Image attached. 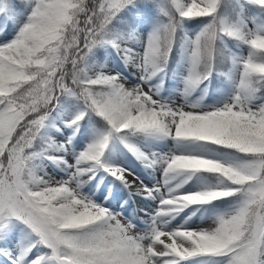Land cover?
Returning a JSON list of instances; mask_svg holds the SVG:
<instances>
[{"label": "snow or ice", "instance_id": "1", "mask_svg": "<svg viewBox=\"0 0 264 264\" xmlns=\"http://www.w3.org/2000/svg\"><path fill=\"white\" fill-rule=\"evenodd\" d=\"M131 0H30L31 12L10 42L0 44V221L17 217L51 249L57 264H179L201 255H228V264H260L264 244V103L252 104L254 79L264 82V34L245 32L213 20L195 37L191 52L189 87L206 74L198 66L212 57L219 32L243 40L252 51L242 61L239 91L231 102L211 110L161 103L142 84L126 88L118 74L81 76L80 65L96 45L104 42L106 25ZM264 6V0H255ZM219 0H171L168 22L152 33L143 55L145 71L155 58L167 55L179 17L214 16ZM23 7L16 0H0V14L15 18ZM163 50V51H162ZM148 79V75L141 77ZM96 88L103 89L95 91ZM81 96L110 125V130L155 133L176 140L222 146L245 158L225 161L202 154L168 153L162 163L168 174L209 172L221 177L215 187L176 193L169 189L155 218L168 216L191 204L239 194L241 200L215 226L167 231L154 218L149 237L134 233V225L79 192L77 167L68 181L49 183L32 176L25 149L43 125L45 109L61 93ZM83 113L76 117L81 119ZM73 120L71 123H75ZM111 131L80 153V162H98ZM138 156L143 152L132 148ZM113 173L128 183L126 169ZM225 181L227 184H225ZM162 185L156 186V190ZM181 185H176V188ZM146 195L151 189L141 188ZM32 264H39V258Z\"/></svg>", "mask_w": 264, "mask_h": 264}, {"label": "rangeland", "instance_id": "2", "mask_svg": "<svg viewBox=\"0 0 264 264\" xmlns=\"http://www.w3.org/2000/svg\"><path fill=\"white\" fill-rule=\"evenodd\" d=\"M16 2L21 3L23 7L17 10L18 15L15 18L0 14V44L15 38L31 12L30 0ZM188 2L189 0H181L184 4ZM228 3L224 16L219 20H223L228 26L240 27L245 32L264 34V6L256 4L255 0H228ZM127 4L131 5L128 8L135 14L142 13L143 20L134 28L131 36L124 37L123 33H119L112 38L115 41L112 46L106 42L101 43L104 52L102 62L97 63L93 60L97 51V47H93L80 65L82 78H95L98 74H118L120 82L126 88L142 84L151 90L154 98L169 106L186 105L211 110L231 102L239 91L242 61L252 51L247 43L225 32L219 33L220 39L232 51L230 66L225 72L227 79L221 88L216 93L208 94L206 79L198 86L189 87L187 77L192 69L191 52L195 37L210 22L218 20V17L214 15L183 18L175 13L179 20L178 25L183 29V35L178 54L173 60V71L167 77L161 62L157 60L158 57L155 58V65L149 66V72H146L143 55L150 35L168 22L169 17L165 13L170 8L175 11L171 6V0H131ZM107 28L108 24L106 30ZM144 75H148V79L142 80L141 77ZM101 90L103 89H95ZM56 98L54 99L56 105L51 108V112H45L43 125L37 132L43 137L41 144L37 149L31 144L25 150L27 169L32 176L49 183L68 181L77 167L86 169L77 174L79 192L97 206L104 207L114 214L118 213L123 220L131 222L135 226L134 233L149 238L154 226V214L161 207L160 200L167 195L169 189H174L176 193L193 192L218 186L221 180L218 174L197 172L191 175L168 174L165 183L164 165L156 161L157 157L168 153H193L225 161L245 158L244 154L231 150L205 148L198 143L199 141L176 140L155 133H143L149 141L147 146L132 136L122 135L120 132L110 130L108 126H99L81 96L65 92L60 98ZM250 103L257 105L264 103V94L257 99L250 97ZM81 113L82 118L76 120ZM73 120L76 122L71 123ZM110 131L108 144L100 160L78 164L80 153ZM37 134L36 143H39L41 140ZM132 148L143 152L148 158L138 157ZM114 168L126 169L125 176L128 181L135 183H125L129 187L125 188L113 173ZM178 184L181 187L176 188ZM141 185L148 186L152 190L151 194L146 195L139 190ZM159 185L162 187L156 190V186ZM240 200L239 195L223 209L214 207L213 200L208 203L191 204L168 216L155 219L157 224L167 231L178 227L208 228L215 226L219 216L234 212ZM50 257L51 249L43 244L38 234L21 219L9 217L6 221H0V264H32L38 258L39 264H57ZM229 260L228 255H201L181 260L179 264H228ZM259 262L264 264V255Z\"/></svg>", "mask_w": 264, "mask_h": 264}, {"label": "trees", "instance_id": "3", "mask_svg": "<svg viewBox=\"0 0 264 264\" xmlns=\"http://www.w3.org/2000/svg\"><path fill=\"white\" fill-rule=\"evenodd\" d=\"M227 4H228V0H219L217 12H216V17H218L217 21H219L220 15L226 10ZM140 18L141 16L139 17V19ZM139 19L136 16H134L129 10H127L125 7L121 8L118 14L116 16H113L111 21L108 23V25L111 27V31H109L108 33L106 32L105 40L107 41L110 40L111 33L114 30L122 29L125 32H130L131 27L134 26ZM181 36H182V30L180 26L177 24L174 35H173V42L170 46V51L167 53V55L157 56L158 57L157 60L161 62V64L164 67L168 69L169 73L173 71V60L175 56L177 55V52L179 49V43L181 41ZM229 56H230L229 50L226 49L221 44V41L216 36L213 42L212 57L207 62L202 61V63L198 67L199 71H201L203 74H206L207 77L209 78L208 84L211 89L216 90L225 80V75L223 71L229 65ZM101 58H102L101 56H97L98 61L101 60ZM253 79H254L253 87L255 91L253 92L252 96L259 97L260 95L264 93V82L259 81L258 78H253ZM90 109L94 112V118L97 120V122L100 125H108V123L103 119V117L98 115V113L93 108L90 107ZM122 132L133 134L136 137L141 138V140L146 141V138L142 132L129 131V130H123ZM36 142H37L36 140L33 141V143H36ZM200 143L208 148L235 151L233 149H229V148L222 147V146L209 145V144L202 143V142ZM234 196L235 195L224 197V198H219V199H214V203L217 205H221V206L226 205L229 201L233 199ZM263 253H264V244H261L259 253H258V259Z\"/></svg>", "mask_w": 264, "mask_h": 264}, {"label": "bare ground", "instance_id": "4", "mask_svg": "<svg viewBox=\"0 0 264 264\" xmlns=\"http://www.w3.org/2000/svg\"><path fill=\"white\" fill-rule=\"evenodd\" d=\"M125 175H126V172H125ZM127 178V177H126ZM128 179V178H127Z\"/></svg>", "mask_w": 264, "mask_h": 264}]
</instances>
